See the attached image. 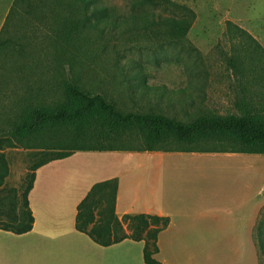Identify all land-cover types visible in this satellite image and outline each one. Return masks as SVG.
<instances>
[{"label":"rangeland","instance_id":"rangeland-1","mask_svg":"<svg viewBox=\"0 0 264 264\" xmlns=\"http://www.w3.org/2000/svg\"><path fill=\"white\" fill-rule=\"evenodd\" d=\"M169 1L173 6L134 7L133 0H102L121 26L107 28L103 34L89 30L67 49L60 37L67 13L72 11H65L64 1L59 0L58 6L37 0L33 14L28 16L22 10L25 6L19 5L3 36L15 48L0 53L1 131H11L10 119L20 117L29 105L52 107L63 102L61 82L65 79L73 80L87 92L105 95L122 111L154 108L189 122L202 112L240 115L243 101L249 112L264 115V0ZM133 16L148 22L188 17L193 23L186 39L178 40L166 36L158 27L143 29L134 24ZM21 50L23 54L18 53ZM13 143V174L0 188V197L16 189L20 210L27 177L66 151L26 149L15 138ZM136 143L125 138L115 142L114 147L133 145L139 149ZM192 147L238 148L229 140L192 146L172 143L161 148ZM106 161L101 159L98 166ZM197 250L192 255L199 263ZM258 264H264L263 255L258 256Z\"/></svg>","mask_w":264,"mask_h":264},{"label":"crops","instance_id":"crops-1","mask_svg":"<svg viewBox=\"0 0 264 264\" xmlns=\"http://www.w3.org/2000/svg\"><path fill=\"white\" fill-rule=\"evenodd\" d=\"M13 2L0 0V31ZM6 137L11 139L10 131L2 132L0 124V140ZM5 149L7 184L13 153ZM101 159L106 164L98 166ZM114 178L119 219L169 218L154 255L162 264H258L264 154L231 151L75 152L42 164L28 194L32 230H0V264H145L144 242L103 247L75 227L78 205L91 188ZM203 185L216 189L204 191ZM196 249L199 263L192 255Z\"/></svg>","mask_w":264,"mask_h":264},{"label":"trees","instance_id":"trees-1","mask_svg":"<svg viewBox=\"0 0 264 264\" xmlns=\"http://www.w3.org/2000/svg\"><path fill=\"white\" fill-rule=\"evenodd\" d=\"M37 0H14L0 31V53L13 51L15 46L3 38L14 10L20 6L25 16L33 14ZM59 4V0H38ZM64 9H69L60 37L63 48H71L78 36L89 30L101 34L107 28L118 29L121 23L114 21L102 0H61ZM45 4V3H44ZM20 5V6H19ZM152 7L173 6L169 0H133V6ZM21 9V8H19ZM65 11L67 12V10ZM192 13V12H191ZM193 15V13H192ZM133 16L134 24L143 29L158 27L172 39H186L193 20L188 17L162 18L148 22ZM148 22V23H147ZM24 50V49H23ZM21 50L18 53L23 54ZM65 99L52 106H27L20 117L10 119L11 139L0 140V150L14 148L13 138L26 149L63 150L57 158L64 159L71 152H111V151H198V152H241L264 154V115L251 113L246 103L240 104V115H217L202 112L192 121L185 122L163 114L154 108L147 111H122L105 95L91 93L80 88L73 80L61 82ZM137 142L133 145L114 147L123 139ZM6 140V141H5ZM211 140H229L238 148L223 150H163L170 144L196 145ZM37 169V168H36ZM27 177V184L21 193L20 210L17 192L12 188L0 197V230L14 234H24L32 230L34 217L29 207L28 194L33 187L35 170ZM9 173L4 153H0V188ZM118 180L116 178L95 184L78 205L75 227L88 235L95 243L108 247L124 240L144 242L143 259L145 264H162L154 258L158 253V234L167 228L168 217L149 214L125 215L119 219L115 212ZM128 231V232H127ZM258 256H264V213L256 229Z\"/></svg>","mask_w":264,"mask_h":264}]
</instances>
